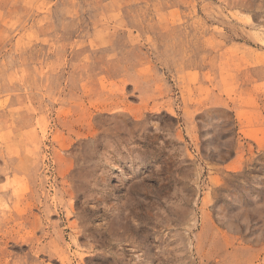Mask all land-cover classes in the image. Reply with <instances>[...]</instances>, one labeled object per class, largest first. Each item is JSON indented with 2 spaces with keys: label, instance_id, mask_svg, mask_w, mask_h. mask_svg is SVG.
Returning <instances> with one entry per match:
<instances>
[{
  "label": "rangeland",
  "instance_id": "obj_1",
  "mask_svg": "<svg viewBox=\"0 0 264 264\" xmlns=\"http://www.w3.org/2000/svg\"><path fill=\"white\" fill-rule=\"evenodd\" d=\"M0 264H264V0H0Z\"/></svg>",
  "mask_w": 264,
  "mask_h": 264
},
{
  "label": "bare ground",
  "instance_id": "obj_2",
  "mask_svg": "<svg viewBox=\"0 0 264 264\" xmlns=\"http://www.w3.org/2000/svg\"><path fill=\"white\" fill-rule=\"evenodd\" d=\"M107 111H110V110H107ZM123 111V110H122ZM122 113V112H121ZM122 114H124V113H122ZM98 115L99 116H101L102 115V113L100 112V111H98ZM116 115H120V112H118V111H115L112 115H111V117H115ZM138 117V116H137ZM139 120H142L141 118L140 119H137L136 120V124H140V122L141 121H139ZM144 123V122H143ZM91 126V125H90ZM144 128V127H143ZM117 131V130H116ZM142 132L140 133V134H143L144 135V130H141ZM147 131V130H146ZM116 133H119V131H117ZM129 134V133H128ZM132 134H134V133H132ZM131 133H130V135H132ZM98 133H97V131H96V129H90L86 134H79V135H76V139H77V141H78V143H79V141L81 142V141H87V140H89L90 141V143H91V145L92 144H94V142L93 141H95V140H97V138H98ZM129 135V136H130ZM142 137H141V135H138L137 137H133V139H132V137L130 136V138L128 139L129 140V143L130 144H135V143H137V142H140L139 141V139H141ZM108 139V138H107ZM147 140V139H146ZM89 141H87V142H89ZM97 142V141H96ZM110 142V141H109ZM111 143H115L116 145H118L119 146V144H118V140H116L115 142H111ZM123 143V142H122ZM124 144V143H123ZM93 153V152H92ZM83 173V172H82Z\"/></svg>",
  "mask_w": 264,
  "mask_h": 264
}]
</instances>
